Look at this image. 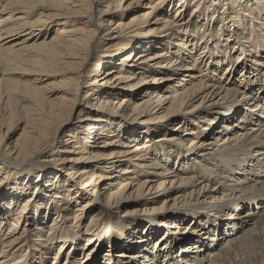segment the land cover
<instances>
[{
  "label": "bare ground",
  "instance_id": "6f19581e",
  "mask_svg": "<svg viewBox=\"0 0 264 264\" xmlns=\"http://www.w3.org/2000/svg\"><path fill=\"white\" fill-rule=\"evenodd\" d=\"M260 31L264 0H0V176L58 173L0 192V264L98 253L123 209L119 264H264Z\"/></svg>",
  "mask_w": 264,
  "mask_h": 264
},
{
  "label": "rangeland",
  "instance_id": "374dc122",
  "mask_svg": "<svg viewBox=\"0 0 264 264\" xmlns=\"http://www.w3.org/2000/svg\"><path fill=\"white\" fill-rule=\"evenodd\" d=\"M222 8L223 7L221 6L220 9L217 8V9H215V11L216 12H222L223 11ZM167 10H170V8H168ZM172 11H174V9L170 11V15L172 14ZM203 20H204V18H202V19L200 18V21H203ZM201 24H202V22H199L197 27L201 28L200 27ZM232 24H233L232 21H229V17H225L224 16V18H218L216 21H211V23L209 25L211 27L212 26L214 27V32H213L214 36H219L221 34V32H223L222 26L231 27ZM238 32H240V31H238ZM260 32H262V31H260ZM262 33L264 34V32H262ZM222 36L229 37L228 35H222ZM234 36L235 37H241L242 35H234ZM260 56H261L260 60L262 61L263 54H261ZM240 73H241V71H240ZM236 76H238V75H236ZM11 77L14 80L24 81L25 77H28V76H22L21 74H13V75H11ZM48 79H50V78H48ZM177 123H178V121L174 122L172 125H170L169 128L170 129H174L176 127ZM173 133H174V131H173ZM17 135H18V131H15L11 135V138L14 139ZM63 137H64V135H60L61 139H63ZM213 141L215 142V139H213ZM49 157L50 156L46 157L45 159L47 160V158H49ZM42 161H43L42 159L39 160V162H37V163H36V161H34L36 167L42 166V164H43ZM8 168L9 169H5L3 174L0 176V181L2 182V184L0 185V192H5L7 190L6 192L10 193L11 189L8 190L9 186L10 187H12V186L15 187L18 184H21L22 189L25 191V193H24V195L22 197L25 198V199L29 198V202L27 203V208H28L27 210H31V211H33L34 209H37V205L40 203V201L38 200V195L41 194L40 196H42V199H44V200L48 199L47 196H49V195L48 194L44 195L45 193H42V187L47 185V183L45 182V178L46 177L50 178V176L52 175L51 173L55 172L53 167L48 166L47 168H45L46 169L45 171H46V173L48 175H44L43 171H40V172L37 171L36 172V170H35L33 172L34 174L32 173L31 177H27V174L29 173L28 171H25V174L23 175V177L17 176V175H19V172L16 173V171L19 170V167H10L8 165ZM48 170H50V171H48ZM56 174H58V173H56ZM30 179H31V181H29ZM26 180H28V183L26 185H24L22 182L26 181ZM30 187L32 189H30ZM8 206L10 208H8ZM74 206H75V204H74ZM15 208H16L15 205H14V207L11 206V205H6V207H4V209H6V211L8 213V215H7L8 219L11 217L10 214L14 213ZM136 210H139V208H137ZM49 212H50V210H49V208L47 206L46 218L49 217V216L52 218V215H50ZM124 213H125V210L123 209V210H121L119 212V215L116 216V219H114L116 224H113L111 222L106 223L107 225H106V230L104 231V234L98 235V233L96 231L97 235L95 234L93 236L92 245L94 246L96 251H98V253L97 252H93L90 256H88L89 254L86 255V253L82 249V247H84V245H85V238H83L81 236V234H82L81 233L80 234V238H79V242H77L78 243L77 246L79 247L80 253L74 255L73 257H71V256H65V253H66L65 252L64 255L60 254V260L58 261V259H57V260H55V262L58 261L57 264H69L70 262H71V264H82L83 262H85V264H87V263L88 264H107V263L119 264L118 260H116V259H117V257H119L120 252L123 251V244L126 241V239L128 238V237H126L127 234L132 233V231L128 230L129 228L127 229L128 231H126V232L123 231L124 227H129L127 224L125 226H121L122 220H123V222H125L126 221L125 219L127 217L126 215H124ZM135 213H137V211H135ZM139 215L140 216L137 217V218H140L139 220L145 218V216L143 217V215H141V214H139ZM44 216H45V214L41 215L39 213V211H38L37 212V216H35V213H34V216H32V217H34L35 220H37V221H41L42 220L41 218L44 217ZM10 221L11 220L9 219L8 223ZM88 221H89V219H87L86 222L83 223L84 226H85V224H87ZM117 223H119V224L117 225ZM81 227H82V229H80V230L83 231L84 227L83 226H81ZM183 227L184 226H181L180 230H178V229H168L169 231H167V233L172 232L170 235L179 236L180 234L183 233L182 232L183 231ZM96 229L98 230V228L93 227V230H96ZM142 230L140 229L141 235L143 234ZM177 232H178V234H177ZM173 233H175V234H173ZM187 233H189V232H186V234ZM56 238H58V236ZM225 239L226 238H224L222 241H224ZM179 240H181V239H179ZM56 245L57 244H55V246ZM192 246H194V245L190 244L189 247L191 248ZM56 247H58V245ZM67 252L71 253L72 252V248L70 250V247H69L67 249ZM133 253L135 254L136 252H132L131 254H133ZM52 254H53V252L51 253V255H46V257H45L46 258L45 259L46 263H48V264L52 263V260H53V257H54ZM105 254H107L108 256L105 257L104 256ZM58 257H59V255L57 256V258ZM109 258L111 259L110 262L105 261V259H109ZM86 260L88 262H86ZM120 260H124L125 261L126 259L121 257Z\"/></svg>",
  "mask_w": 264,
  "mask_h": 264
}]
</instances>
